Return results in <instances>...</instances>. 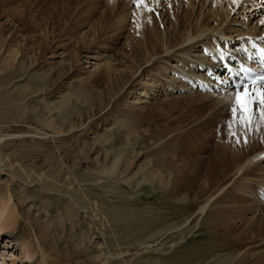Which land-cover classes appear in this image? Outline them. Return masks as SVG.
<instances>
[{"label":"rangeland","instance_id":"rangeland-1","mask_svg":"<svg viewBox=\"0 0 264 264\" xmlns=\"http://www.w3.org/2000/svg\"><path fill=\"white\" fill-rule=\"evenodd\" d=\"M160 2L162 6L165 3ZM258 2L254 13H240L239 25L225 21L221 27L245 33L251 25L259 27L264 22V0ZM146 3L153 11L144 10L145 19H140L134 15V0H0V155H9L4 164L12 166L14 173L12 178L4 171L9 168H3L0 183L14 179L29 188H38L39 192L35 188L29 193L32 196L21 211L30 207L33 222H42L46 215L52 220L55 237L46 238L55 239L58 256L54 255L51 264H81L80 258L84 264H93L79 253L81 248L77 250L75 243L80 231L89 232L87 225L74 224L70 233L69 222L65 223L63 203L67 197L80 201L84 211L98 219L97 224L107 237L103 233V238L98 231L97 238L105 240L112 253L109 264H241L244 259L246 228L229 215L218 213L219 206L215 205L220 199L239 203L230 190L243 172L228 173V178L223 179L224 184L229 179L228 184L216 185L226 169L221 165L224 156L229 157L234 149L246 145L243 136L233 138L227 133L226 123L231 116L226 101L234 91L206 98L210 92L170 95L167 90L166 96L161 88L153 93L144 91L143 85L148 88L154 85L143 73L137 87L128 93L129 83L121 88L125 78L108 84L102 76L86 72L89 64L85 63L93 61L84 59L90 49L110 51L123 61L133 62L132 57L138 54L135 39L144 32L138 47L145 48V42L151 39L152 25L159 30L167 19L166 16L161 20L152 0ZM235 15L230 14L229 20ZM214 30L211 28L209 32ZM211 44L214 54L219 45L212 39ZM16 45H24L23 58L7 64L4 58L8 61L13 56L15 48L11 46ZM71 52L78 58L68 59ZM62 95L69 97L68 114L59 110ZM180 96L183 99H174ZM138 98L135 109L130 110L127 104ZM117 116L120 121L112 123L111 119ZM50 122L64 125L68 131L54 136L45 126ZM106 126L109 129L103 131ZM263 129L261 124L259 134L264 135ZM255 133L258 131L248 135L252 145L257 140ZM113 156H120L115 175H101L100 171L111 164ZM21 169L36 175L26 180ZM153 170L158 173H152ZM42 175L51 180L41 183ZM258 176L249 178L243 191L247 183L264 177V161ZM6 190L0 184V194ZM258 194L253 196L264 207ZM19 216L14 228L5 232L11 235L0 236V264H22V259L24 264H42L41 253L35 248L34 230L25 224L22 213ZM258 228L257 236L263 230ZM34 229L37 234L47 232L40 224ZM7 237L18 241L12 248L15 258L12 260H5L11 253L3 249L9 244ZM112 237L115 239L111 240ZM22 246L30 247L27 253L31 259L22 257L19 262L15 255L21 256ZM85 246L95 249L92 244ZM236 256L239 260H233Z\"/></svg>","mask_w":264,"mask_h":264},{"label":"bare ground","instance_id":"bare-ground-1","mask_svg":"<svg viewBox=\"0 0 264 264\" xmlns=\"http://www.w3.org/2000/svg\"><path fill=\"white\" fill-rule=\"evenodd\" d=\"M164 2L165 3L163 6H162V2H160L158 5L155 4L154 11L158 14L159 17H161V20L166 18V16H167V19H165L162 22V27L159 30H157V27L153 25H152V28L150 27L152 29L149 31V33L151 34V39L145 42L146 43L145 48L144 46L142 47L140 45L138 47V42L144 36V32L139 36V39H135L136 41L134 42L137 44H135L134 46H136L137 48L136 51H138L137 52L138 54L136 57L135 56L132 57L133 62L130 63V61H123L122 57L115 56L110 51H106L103 49L92 51L90 49V51L86 53L87 55L84 56V59L87 60L88 58H91L93 61L85 63L87 65L89 64L88 67H86L88 69V71L86 72H88L91 76H94V75L102 76V78L105 81H107L108 84H112L114 80L118 82L121 78H125V82L121 84V88H123L126 84L129 83L128 87L126 86L128 89V90L126 89L128 93L129 91L133 90L135 86L137 87L138 83L136 85V82L140 80V77H142L143 73H147V76L150 77V81L152 85H154V87H149V88L143 85L142 89L144 88V91L145 89L146 90L148 89L149 91L153 93V91L156 88L158 89L161 88L162 91L165 92L164 95L166 96L168 95L166 94L167 90L170 92V95L172 94L186 95V94H180V92L190 91L192 89L193 90L199 89L201 90V92H206L201 85L203 81L202 76L200 77L201 73L199 71L197 72L195 71V70H198L197 68L195 69V66L198 67L204 64L205 66L201 70H204V69H206V71L210 70V65L213 64L212 57L215 56L214 54H212L213 48L211 44V39L217 45H219V47L220 46H230L231 47L232 43H238L240 40L246 37L251 40L260 41V39L264 36V28L262 30L259 28L261 25H263L262 23L259 27H255L256 26L255 24L251 25L252 27L249 30L247 29V33L243 32L242 30H235L232 27H229V28L221 27L222 22L224 23L225 21L226 23L227 21H229L228 24H231L232 26L239 25L240 24L239 17L242 14V12L252 13L254 10L256 11L255 5H258L260 3L258 2V0H239V4H234L232 0H170L169 2L168 0H164ZM167 5H169L171 8H168ZM144 10H145V6L143 7L141 6L139 8H137L136 6V8H134V15L140 19H145L144 15L146 11ZM158 10L159 11L162 10V12L160 13ZM231 12L236 15L234 19L229 20L228 17L230 14H232ZM221 17L223 18L225 17V20L224 19L222 20ZM147 19L150 20V17H148ZM138 22L139 21L134 22L136 23L134 24L135 27L139 26ZM211 23L213 24V27L210 26L212 25ZM208 27H211L212 29L216 28V30L209 32L211 28H208ZM251 36H253L254 38ZM23 46L22 45H16L15 47L11 46L13 49L14 48L15 49L13 50L14 51L13 56H11V58L8 61H7V58H4L5 61L8 62L7 64H10V62L14 64L13 62H15V60H18L17 58H20V57L23 58V50L21 49V47ZM222 55L223 53L221 52V55H218L217 59L222 58ZM61 57H63V54ZM68 57H69L68 59L72 60V59H77L78 55L75 52H71L69 53ZM146 57H148V60H145ZM80 60L81 58L78 59V61ZM63 61H69V60L63 59ZM138 72H140L139 75H138ZM169 74L171 77L168 76ZM198 75L199 77H197ZM220 76L222 77L223 73H221ZM141 86L142 85L138 87L140 88ZM231 91L233 92V90ZM215 94L218 95L219 97L220 93H210V94H207V96L205 97L210 98L209 96L211 95L215 96ZM197 96L203 97L201 95H197ZM59 98L62 99V102H61L62 104L59 107V110L64 109V111L62 110L61 112H63V114H68V108L70 107V105H69V100L67 99L69 97L68 96L64 97V95H62ZM175 98L183 99L182 96L174 97V99ZM138 101H140L139 98L135 102H129V103L127 102L128 104L127 103L126 104L131 106L130 108L129 107L127 108H129L130 110L135 109V106L138 103ZM117 117L114 119H111L112 123H117L120 121L121 117L120 118L119 117L117 118ZM52 122L47 123V124L44 123V124L48 128V130L51 132V134L53 133L54 136L63 134L66 131H68V128L65 130L64 125L59 126V124L55 125ZM108 129H109L108 126H106L104 127L103 131L104 130L106 131ZM255 134H256L255 135L256 138L255 136L254 138L257 140L254 145H252L253 143L252 140L248 138L249 145L246 144L244 147H241V146L238 148L236 147L237 149H234L232 153L229 155V157H227V155L224 156V162L221 163V165H223V167H225L226 169L222 177L220 176L221 179L217 180V183H216V185L221 187L220 185L223 183V179L227 177L228 173L230 174L231 172H236L240 174L241 172H243L242 173L243 175L240 177L238 176L239 177L238 180L232 185L231 190H230V192L233 191L234 194L237 195L238 200L237 199L236 200L239 202L238 205L236 201L234 202L232 201V204H230V202H226L221 199L215 202V205L219 206L218 210L215 209L217 210L218 213L224 214V216L226 217L229 215L230 217L233 218L234 221L236 220L238 224H242V226L246 228L244 232L246 235H245V238L243 239L244 240L243 248L245 249L244 250L245 252L243 254L244 259H242L243 262L241 261V264L242 263L244 264L245 261H246L245 264H264V207H263L262 202L259 199L254 198L255 194L257 193L259 194L261 193L262 195H264V181H263L264 177L257 181H254V182L252 181V183H247L246 189L243 191V187L245 186L249 178L252 180L253 177L254 178L259 177L258 171L260 170V166L262 162L264 161V153L262 156V152H264V135H262V133L259 134V130H258V134L257 133ZM258 153L259 154L261 153V155H259ZM0 156H1L0 157V171L4 170L3 168L8 167L9 170H4V171L9 172L10 176L13 178L14 176V173H12L13 167L10 166L9 164H6V165L4 164L6 162L5 158L8 157L9 155L5 154L3 156L2 155ZM119 159H120V156L116 158L114 157L111 164L108 167L106 168L102 167L103 169L101 171L99 170L101 175L103 174L107 177L115 175L116 167L119 164L118 162ZM21 173L20 174L23 176V178L26 180L29 179V181L31 179V176L36 175L30 171L24 172L22 171V169H21ZM152 173L155 174L158 172L155 171ZM43 176L44 175L39 176V179H40L39 181L41 183H47L48 180H51V179H48V177H43ZM227 181H225V184L226 183L228 184ZM26 183H30V182H26ZM0 184L3 186H6L7 188L6 192L4 193L7 196L6 198L5 196L4 197L2 196L4 194H0V236L4 234L11 235L10 233H5V232L7 229L9 230L12 229L13 224L15 225L16 223V218L19 216V213H22L25 224L28 226H31V228L34 230V235L36 236V240H37L35 248L36 250L38 249L39 252L41 253L40 257L42 259L41 258L40 259L43 261L42 264H51V261L54 259V255L58 256L55 239L51 237L52 239L49 241V239L46 238L47 236L49 235L53 236L54 234L53 230L51 229V225H53L51 224L52 220H50V217L46 215L44 216L42 222L40 223L33 222L32 217L29 216L31 212L30 207L27 208V210L25 211H21L22 205H24L27 199L32 196V195H29V193L34 192L36 190L38 191V188L36 186L29 188L25 186L24 184H22L20 181L18 182L14 181V179L12 180L7 179L6 182H1ZM45 186H48V185L45 184ZM255 186L257 189H254L253 191L252 188H254ZM35 188L37 189L35 190ZM44 195H48V194H44ZM251 197H253V200H251ZM48 198L46 197V200ZM67 198L68 199L63 203V205L66 209L64 213L66 214L65 223L69 222L68 224L70 226V233L73 232L71 230L73 229L74 224L78 225L79 223L80 224L83 223V225L84 224L87 225V228L89 229V232H85V233L83 231H80L81 233L78 236V240L75 241L76 247H77L76 249L79 250L78 247H80L81 249L79 253H81L83 257L88 259V261L93 262V264L111 263L113 258H111L112 253L107 245V242L105 240H100L99 238L101 237L97 238V236L99 235V232L103 238H104L103 233L105 235V232H102L100 230L102 228H100L97 224L98 219L93 214L89 215L88 213H86L84 211L85 208L82 207L81 204H79L80 201L74 202L72 201L71 198L69 197ZM11 199L13 202H11ZM246 201L251 202V204L249 205V204L244 203ZM222 203L223 204L226 203L227 205L222 206L221 205ZM44 211L45 210H43V212ZM200 211H203V209H200ZM75 217L77 218V222L74 223V221L72 222V220H74L72 218H75ZM56 220H58L57 217H56ZM47 222H50V224L45 225ZM39 224L41 227L44 226L45 231H47L45 233L46 235L45 234L43 235L41 233L37 234V232L35 231L34 229L35 225H39ZM92 225L94 226V229L96 231H94V229L91 228ZM103 225L104 224H102V226ZM58 227H61V226H58ZM258 227H260V229L261 230L263 229V230L260 231L262 233L257 236L256 228L259 229ZM96 232L98 233V235L96 234ZM105 237L107 236L105 235ZM8 239L6 240H7V243L9 244L6 245V247L3 249L8 250L9 252L11 250V253H10L9 258H5V260L6 259L12 260L11 258H14V255H13L14 253H13L12 248L16 247L18 241L17 239L13 240L12 237H9ZM114 239L115 237H112L111 240H114ZM46 240H48L49 242H46ZM81 242L82 243L84 242L82 246H80ZM85 244H92L95 246V249L94 247L92 248L91 246L87 248ZM27 247L28 249H26ZM29 248H30L29 246H22L21 248H19L20 249L19 255L21 256L15 255V257L18 258L17 261L21 262L20 258L22 259V257H24L25 259L27 258L26 260H28V257L29 259H31V257L27 253V250H30ZM235 259L239 260L237 256L234 257L233 260ZM233 260H231L230 262H232ZM80 261H81V264H84L82 263L81 258H80ZM23 262L24 261L22 259V264H24ZM55 263H58L57 260L55 261Z\"/></svg>","mask_w":264,"mask_h":264},{"label":"snow or ice","instance_id":"snow-or-ice-1","mask_svg":"<svg viewBox=\"0 0 264 264\" xmlns=\"http://www.w3.org/2000/svg\"><path fill=\"white\" fill-rule=\"evenodd\" d=\"M134 2L137 8L144 5L146 11H153L152 8L147 7L146 0H134ZM232 2L238 4L239 0H232ZM153 3L158 5L160 0H153ZM261 55L264 56V53ZM241 71L248 72L249 70L241 68ZM242 79L244 82L236 86V90L229 95L226 101L231 116L226 126L229 136L233 138L243 136L244 143L247 144L248 135L258 131L259 126L264 124V72ZM257 113H259V118H257ZM237 128L241 131L237 132ZM236 142L240 143V140L237 139Z\"/></svg>","mask_w":264,"mask_h":264}]
</instances>
